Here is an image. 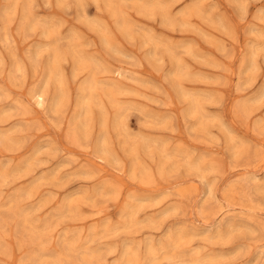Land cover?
<instances>
[{
    "label": "rangeland",
    "instance_id": "374dc122",
    "mask_svg": "<svg viewBox=\"0 0 264 264\" xmlns=\"http://www.w3.org/2000/svg\"><path fill=\"white\" fill-rule=\"evenodd\" d=\"M48 261L264 264V0H0V264Z\"/></svg>",
    "mask_w": 264,
    "mask_h": 264
},
{
    "label": "bare ground",
    "instance_id": "6f19581e",
    "mask_svg": "<svg viewBox=\"0 0 264 264\" xmlns=\"http://www.w3.org/2000/svg\"><path fill=\"white\" fill-rule=\"evenodd\" d=\"M6 34H7V33H6ZM8 42H9V41H8ZM179 62H180V61H179ZM119 88H120V87H119ZM112 92H113V91H112ZM37 96H38V100H40V101L45 100L43 95H37ZM57 99H58V98H57ZM39 104H40V103H39ZM76 126H78V125H76ZM75 131H76V130H75ZM81 131H83V130H81ZM76 137H77V136H76ZM76 137H74V138H76ZM77 140H78V138H77ZM219 231H220V230H219ZM222 234H223V233H222ZM152 247H153V246H152ZM149 251H150V250H149ZM149 253H151V252H149ZM37 254H38V252H37ZM32 256H33V255H31V257H32ZM42 256H43V255H42ZM40 257H41V256L38 255V258H40ZM42 258H43V257H41V259H42ZM42 260H43V259H42ZM46 260H47V259H46ZM28 261H29V260H28ZM39 261H40V259H39ZM39 261H38V262H39ZM53 261H54V260H52V263H54ZM33 262H34V261H33ZM49 262H50V261H48L47 264H52V263H49ZM43 263H44V262H43ZM43 263H42V264H43ZM45 263H46V262H45ZM140 263H142V262H140ZM30 264H31V263H30ZM58 264H59V263H58Z\"/></svg>",
    "mask_w": 264,
    "mask_h": 264
}]
</instances>
